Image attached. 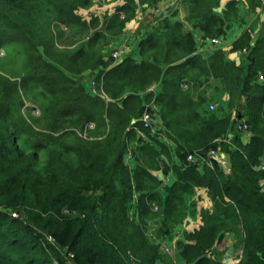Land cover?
<instances>
[{"label": "trees", "instance_id": "obj_1", "mask_svg": "<svg viewBox=\"0 0 264 264\" xmlns=\"http://www.w3.org/2000/svg\"><path fill=\"white\" fill-rule=\"evenodd\" d=\"M160 1L0 0V264H156L166 253L148 224L159 217L160 235H173L199 189L213 208L179 240L185 264H224L214 247L227 234L241 238L240 264H264V34L254 41L252 28L242 31L231 47L238 63L220 46L197 52L177 22L142 38L140 58L117 62L112 42ZM242 1L251 12L264 7L233 0L222 18L220 0H189L188 20L220 38ZM87 72L98 93L85 88ZM202 77L223 81L226 114L205 111L195 94ZM153 104L169 146L140 121ZM237 122L248 125V142L232 134ZM138 130L155 143L138 146L129 169ZM211 149L228 154L230 173L216 156L203 171L187 160Z\"/></svg>", "mask_w": 264, "mask_h": 264}, {"label": "crops", "instance_id": "obj_2", "mask_svg": "<svg viewBox=\"0 0 264 264\" xmlns=\"http://www.w3.org/2000/svg\"><path fill=\"white\" fill-rule=\"evenodd\" d=\"M230 1L233 0H220L219 6L215 8V13L224 18L228 9L227 4ZM114 5L115 2H109L102 9L111 8ZM236 9L238 11L239 17L233 15L228 21H226L227 27L225 34L219 38L221 41L219 45H216L213 44V39L205 38L204 32L200 28L195 27L188 20L190 10L189 0H161L155 7H148L145 11L141 9L139 11L138 17L127 24L124 33L112 42L111 48H113L115 52H118L117 62H120L129 56L139 57L140 41L142 38L148 36L149 33H153L158 30H167L165 29L167 24H175L179 22L182 25L183 32L185 34H190L194 38L197 52L203 54L204 56H208L214 47L220 46L228 52L229 58L236 60L239 63L241 53L231 52L232 44L245 28H252L254 41H256V39L260 36V33H262V29L264 27V7L258 8L255 12H251L245 2L242 1L237 5ZM257 16L259 18L258 21L255 20ZM88 74L89 72H87L85 76H88ZM261 78L263 79V77ZM84 85L85 88L90 91V84L87 81L84 82ZM153 86L154 91L157 92L160 90L159 85L155 84ZM195 94L204 95L207 99V103L214 102L217 104V107H219V102H228L229 100L228 93L225 90V85L220 78L202 77L199 86L195 89ZM204 109L206 112H209L206 109V105ZM154 111L157 114L156 119L160 128H164L159 114L160 106L154 105ZM138 137H140V135L137 134V137L134 139V141H132L133 147H136L134 144ZM250 137V133L241 136L244 142H248ZM165 138L166 140L161 141V143L169 146L171 142L166 136ZM150 141H152L151 138ZM217 157L224 171L226 173H230L231 162L228 154L219 153ZM176 161L177 163H180L178 157L176 158ZM127 162H133L135 166L138 164L137 160H128ZM262 162H264V160H262ZM224 165L227 168H224ZM202 168L203 166L199 167L200 171H203ZM157 174L160 177H164L162 176L163 174L161 171H157ZM168 176H173L174 179L171 178V180H175V175L173 173ZM199 191L200 194L198 197L196 196V192L193 195H189L187 197V212L194 214L202 210H211L213 208V203L208 195V192L205 189H199ZM190 213H188V215ZM188 220L191 219L188 218ZM192 221L194 220L189 221L191 223V225L189 223L190 230L201 224V217L196 218L193 224ZM223 263L235 264L231 258L226 259L223 261Z\"/></svg>", "mask_w": 264, "mask_h": 264}, {"label": "rangeland", "instance_id": "obj_3", "mask_svg": "<svg viewBox=\"0 0 264 264\" xmlns=\"http://www.w3.org/2000/svg\"><path fill=\"white\" fill-rule=\"evenodd\" d=\"M258 19L259 18L257 16L255 20L258 21ZM262 34H264V27L262 29V33H260V36ZM66 44H67V42H66ZM216 45H219V44H216ZM113 52L115 53V51H113ZM5 55H6V50L1 49L0 50V69L2 66V61H4ZM92 80H93V78L91 76H85L84 77V82L87 81L90 85H91L90 82H93ZM31 103L32 102L30 100H27V104L31 105ZM227 104H228L227 101L219 102V107L214 112L218 113L219 115L220 114L221 115L226 114L228 112ZM233 117H236L235 111H234ZM39 125L40 124H38V126ZM239 125H240V122H237L236 130L233 131L232 134H234V135L238 134L239 136H244L245 134H249V130H241V129H239L240 128ZM159 130H162V129H159ZM159 137L161 138V141L166 140L163 133L159 134ZM245 141H246V139H245ZM129 150L130 149L128 146V151ZM126 166L129 169H133L135 167L133 162H127V161H126ZM223 167L227 168L225 165ZM171 178L174 179L173 176H171ZM164 181L166 182L167 180L164 179ZM171 181H173V180L170 179L167 182H171ZM186 213H187L186 216H184L185 220H183L182 224H180L176 228L174 234L170 235L168 237L160 235V230L162 228V224H161V219H159V217L156 219H153V221H151L150 224H148L147 234H148L149 238L157 244L160 243L161 244V250L164 253H166L164 259L160 260L156 264H185V262L178 255L179 254L178 253L179 252V240L184 239L185 238V232L190 230L189 228H190L191 223L189 221L194 220V221H192V224H193L195 222L196 218L201 217L200 212H196L194 214H192L190 212H186ZM188 213H190V214L188 215ZM188 218L191 220H188ZM189 223H190V225H189ZM214 251H217L216 255L218 254V257H220L222 259V261H225L226 259L231 258V260L234 261L235 264H240L241 263V255L243 254L242 253L243 252V246H242L241 238L237 237V236L235 237L234 234H227L222 241H220L219 243H217L215 245Z\"/></svg>", "mask_w": 264, "mask_h": 264}, {"label": "built area", "instance_id": "obj_4", "mask_svg": "<svg viewBox=\"0 0 264 264\" xmlns=\"http://www.w3.org/2000/svg\"><path fill=\"white\" fill-rule=\"evenodd\" d=\"M213 41V44H219L221 41L219 38H215L212 40ZM113 57L114 58H118V52H115L113 54ZM93 84V88H92V92L93 93H98V90H97V84L93 81L92 82ZM154 86H152L148 91H154ZM187 84L186 83H183V88H187ZM149 107V106H148ZM153 108H154V104H153ZM217 104L214 103V102H209L206 104V109L209 111V112H214L217 110ZM157 114L156 112L154 111H151L149 108H147L145 110V112L143 113L142 117L140 118V121L144 124L145 128H148L150 131H151V134L155 136V139L161 141V138L159 137V134H162V131L164 130V128H160L158 122H157ZM95 125L93 123H89L87 125V128L86 129H91V128H94ZM240 129L241 130H247L248 129V125L247 124H241L239 125ZM159 129H162V130H159ZM161 131V132H160ZM138 135H140V137H138V139H136L135 141V144L134 146L136 147H133L132 144L133 142H131L129 144V151L127 152L126 154V159L127 161L128 160H137L136 159V148L137 146H141L143 145L144 141H150V137L142 130H138ZM83 136H87V130H85L83 132ZM143 138V139H142ZM155 139L154 141H152L153 143H155ZM152 140V139H151ZM221 140H217V142H220ZM219 152L215 149H211L207 152V154H201L199 152H194V153H189L187 155V160L190 161V162H193V163H196L199 165V167L203 166L204 164H209V161H208V157H211V156H218ZM258 169H262L264 170V162H261V164L258 166ZM171 179L170 176H167L165 177V180L169 181ZM200 194V191L198 190L196 192V196L198 197ZM153 209L156 210L157 209V206L155 204H153ZM14 216H16L17 214L14 213L13 214ZM210 253V252H209ZM241 258H242V255H241Z\"/></svg>", "mask_w": 264, "mask_h": 264}]
</instances>
